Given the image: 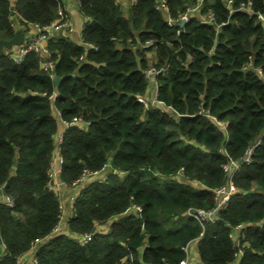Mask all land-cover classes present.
Listing matches in <instances>:
<instances>
[{"label":"trees","instance_id":"trees-1","mask_svg":"<svg viewBox=\"0 0 264 264\" xmlns=\"http://www.w3.org/2000/svg\"><path fill=\"white\" fill-rule=\"evenodd\" d=\"M157 1L79 0L89 18L82 41L50 36L52 71L41 68V53L16 63L3 48L0 264H18L58 223L62 196L49 186L57 157L66 188L85 169L106 168L107 177L74 187L64 230L39 244L34 264H179L194 240L197 264H229L239 223L248 225L240 264H264V0H203L183 26L169 25ZM248 1L253 11L240 9ZM195 3L167 0L173 18ZM60 5L0 0V39L14 37V16L43 28ZM151 65L160 70L154 80L145 75ZM150 84L162 104L148 98ZM252 146L250 161L227 172ZM230 178L238 191L215 222L188 216L189 207L212 208L213 190ZM85 233L92 237L80 244Z\"/></svg>","mask_w":264,"mask_h":264},{"label":"built area","instance_id":"built-area-1","mask_svg":"<svg viewBox=\"0 0 264 264\" xmlns=\"http://www.w3.org/2000/svg\"><path fill=\"white\" fill-rule=\"evenodd\" d=\"M133 1H136V0H133ZM202 1L203 0H197V3H195L193 6H189L185 12H183L179 15L178 18L171 17V14L169 13V7L167 4V0H158L156 3V9L163 12V14L165 15L169 25H173L176 22L177 23H180V22L185 23L190 19V17L192 16V13L196 12V10L199 9ZM66 2H67V0H61V5L58 8V15L59 16H58L57 20H54L49 26L42 28L38 24H34V23H28L27 24L28 27H30L34 30V33H33L32 37L29 38V40L26 41L18 50L12 51L11 57L13 58L14 62H16V63L21 62L23 57L29 51H36V52L42 54V56L39 59L40 60L39 63H40L41 68H43L46 71H52L53 70L55 62L48 58L49 57L48 56V50H47L46 44H45L46 40L51 36V33L54 31H59L62 29H66L69 32L74 31V26L71 23V20L69 18V14L66 12V6H65ZM77 2H78V4H80L79 0H77ZM231 3H232V0H227L228 6H230ZM240 9H244L247 11H253L252 1L242 2L240 5ZM257 16H258L259 22L264 26V13L259 12L257 14ZM213 19H214L213 12L210 11L206 15V18L204 20L212 21ZM12 24H13L14 28L17 30L18 29L17 23L15 21H13ZM146 44L151 45V44H153V41L148 40L146 42ZM90 46L94 47L93 44H91ZM257 69L262 74V67H258ZM159 71L160 70L156 66L151 65L148 69L145 70V75H146V77L153 80L152 78L155 77V75ZM154 85H155V91L153 93V100H151V101H153V103L162 104L161 101H158L156 99V96H157L156 84H154ZM50 97L54 99L56 97V93L51 94ZM144 103L147 107H149V102L144 100ZM78 123H79V118L74 117L73 120L64 122V125L65 126H73V125H77ZM60 141H62V132L57 136V142H60ZM253 149H254V146L250 147L240 162H236V161L231 160L227 164H225L224 167L227 170V172H233L234 170L239 169L241 166V163L244 161L249 162ZM61 162H62V159H59V164L55 160L51 163L52 168H51V172H50V182H49V186L51 188L56 189L59 192H62V190L64 188L68 187V185L65 182L59 180V178H58V172L60 171ZM105 169L106 168H103L101 170L85 169L82 176L72 184V188H74L78 184L85 183L86 179L91 175L96 176L99 179V181L105 180L107 177V173L104 171ZM213 191H214L215 205L212 208L203 209V208H197V207H189L187 209L188 216L194 218L196 221H198L203 226L209 222H215L218 219L219 214L221 213L222 210H224L228 206L232 196L238 191V189H237L236 185L234 184V182L230 178L229 181H227V183L215 188ZM60 202H61L60 203L61 211H60L59 221L55 225L51 235H49L45 238L36 239L33 242L31 250H34L35 253H36V249L40 243H44L45 241L50 240L52 237L61 233V231L64 230L66 222L64 220L65 210H64V204H63L62 198H61ZM7 204L12 205L13 204L12 200L9 199L7 201ZM255 225L261 226L260 223H256ZM247 227H248V225L246 223L245 224L239 223V224L233 226V228L229 232V236L233 239L235 246L237 247V251L235 253V259L229 264H240L241 256L243 254L241 244H242V241L244 240V238L246 236ZM66 232H67V230H66ZM91 237H92L91 233H85L82 236L78 237L77 241L80 244H85L89 239H91ZM191 242L188 243L184 247V249L186 251V256H185V258H183L180 261L179 264H197V263H195L196 261L192 255V252H191ZM4 246H5V242L1 241L0 242V249L3 250ZM35 261H36V258H35V254H34V258H33L31 264H34ZM17 263L22 264L21 257L17 258ZM126 264H132V263L127 262ZM163 264H167V263H163Z\"/></svg>","mask_w":264,"mask_h":264},{"label":"crops","instance_id":"crops-1","mask_svg":"<svg viewBox=\"0 0 264 264\" xmlns=\"http://www.w3.org/2000/svg\"><path fill=\"white\" fill-rule=\"evenodd\" d=\"M123 6L127 7L129 6V4L132 3L133 0H119ZM66 12L69 14V18L71 20V23L74 26V31L73 32H69L66 29H62L59 31H54L51 33V36H67L69 37L71 40L77 41V42H81L82 38H81V32L82 29L84 28L85 24L87 23V21L89 20V18L87 16H85L79 7V4L77 2V0H67L66 2ZM14 21L17 23L18 25V30H20L21 34L23 35V40L20 41L18 44L14 45L11 49L12 51H16L18 50L26 41L29 40V38L32 37L34 30L30 27L25 26L24 24H21L18 21V16H14L13 17ZM28 35V37H26ZM3 40V39H0ZM155 91V85L152 84V87L149 89L148 92V98L150 100H153V93ZM65 128V125L61 124V131H63V129ZM75 189L74 188H64V190L61 192V196H62V201L63 204L66 207V217L70 214L71 212V204H70V197L73 196V191ZM78 190V188H77ZM64 217V220L65 218ZM66 221V220H65ZM37 247V246H36ZM191 252L192 255L195 259V263H198L199 261V257H198V252H197V240H194L191 242ZM2 253V250L0 249V254ZM34 250H30L28 252H26L22 257V264H31L32 260L34 258Z\"/></svg>","mask_w":264,"mask_h":264},{"label":"water","instance_id":"water-1","mask_svg":"<svg viewBox=\"0 0 264 264\" xmlns=\"http://www.w3.org/2000/svg\"><path fill=\"white\" fill-rule=\"evenodd\" d=\"M179 24L180 26L184 25L183 22H180ZM26 37H28V35ZM22 40H23V35L21 34L20 30L16 31L13 38L7 40L4 39L0 40V54L2 53L3 48H12L14 45L18 44ZM53 77L56 83H58L61 80V77L58 75H54ZM152 79L154 80L155 77H153ZM108 164H111V160L108 161Z\"/></svg>","mask_w":264,"mask_h":264},{"label":"rangeland","instance_id":"rangeland-1","mask_svg":"<svg viewBox=\"0 0 264 264\" xmlns=\"http://www.w3.org/2000/svg\"><path fill=\"white\" fill-rule=\"evenodd\" d=\"M151 87H152V84L149 85L148 89H150ZM56 140H57V138H56ZM55 160H56L57 163L59 162L58 157L55 158ZM104 171L107 173L108 170L105 169ZM104 174H105V173H104ZM75 196H76V195H75ZM74 198H75V197H74ZM69 199H70V204H71V200H73V196H71ZM64 210H65L64 217H66V215H67L66 212H67V211H66V207H65V205H64ZM66 219H67V217L65 218V220H66ZM65 222H66V221H65ZM100 228H101L102 230H106V229L108 228V224H107V225L105 224L103 227L100 226Z\"/></svg>","mask_w":264,"mask_h":264}]
</instances>
